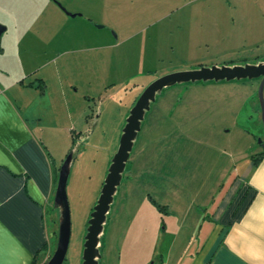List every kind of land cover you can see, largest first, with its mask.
I'll return each instance as SVG.
<instances>
[{
  "label": "rangeland",
  "instance_id": "obj_1",
  "mask_svg": "<svg viewBox=\"0 0 264 264\" xmlns=\"http://www.w3.org/2000/svg\"><path fill=\"white\" fill-rule=\"evenodd\" d=\"M0 24V46H13L3 55L8 65L37 70L53 100L59 86L66 98L78 97L82 111L65 144L55 143L56 166L73 156L63 264L82 262L90 214L144 88L171 72L264 61V0H0ZM259 84L260 78L186 82L157 94L107 213L99 264H143L146 252L164 248L156 232L165 210L155 203L173 206L184 170L213 169L214 157L264 148ZM57 225L58 213L56 233Z\"/></svg>",
  "mask_w": 264,
  "mask_h": 264
},
{
  "label": "crops",
  "instance_id": "obj_2",
  "mask_svg": "<svg viewBox=\"0 0 264 264\" xmlns=\"http://www.w3.org/2000/svg\"><path fill=\"white\" fill-rule=\"evenodd\" d=\"M0 48V264H44L56 239L55 143L65 144L82 111L59 86L54 101L37 70L8 65L3 55L12 45ZM257 152L184 170L173 206L155 203L165 210L156 232L164 248L152 246L143 264H264V157Z\"/></svg>",
  "mask_w": 264,
  "mask_h": 264
},
{
  "label": "water",
  "instance_id": "obj_3",
  "mask_svg": "<svg viewBox=\"0 0 264 264\" xmlns=\"http://www.w3.org/2000/svg\"><path fill=\"white\" fill-rule=\"evenodd\" d=\"M66 14L74 16L70 15V13ZM5 29V26L0 24V36ZM245 78H260L257 95L262 121H264V61L254 64L233 66H202L197 69L171 72L156 78L144 88L129 110L121 131L117 149L110 160L99 197L90 214L84 236L81 264H99V259L101 257L99 252L100 237L107 218V213L113 203L117 187L122 180L126 164L129 160L134 141L140 131L142 121L146 112L150 109L151 103L156 100L157 94H160L164 88L175 84L197 81L206 82L212 80L229 81ZM72 157V151L68 152L58 170L57 182L53 195V204L58 211L56 244L54 251L44 264H63L67 255L71 220L66 184Z\"/></svg>",
  "mask_w": 264,
  "mask_h": 264
},
{
  "label": "trees",
  "instance_id": "obj_4",
  "mask_svg": "<svg viewBox=\"0 0 264 264\" xmlns=\"http://www.w3.org/2000/svg\"><path fill=\"white\" fill-rule=\"evenodd\" d=\"M254 158L256 157H264V148H262L259 152L255 153L252 155ZM129 161V160H128ZM35 261H33V263H36V258L34 259Z\"/></svg>",
  "mask_w": 264,
  "mask_h": 264
}]
</instances>
